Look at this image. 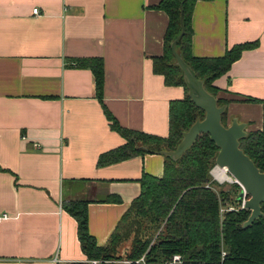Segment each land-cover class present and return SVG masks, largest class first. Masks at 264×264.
<instances>
[{
	"label": "crops",
	"instance_id": "obj_1",
	"mask_svg": "<svg viewBox=\"0 0 264 264\" xmlns=\"http://www.w3.org/2000/svg\"><path fill=\"white\" fill-rule=\"evenodd\" d=\"M159 1L0 0V211L11 215L0 222V264L88 261L63 202L89 200V230L103 244L142 174L163 173L162 152L97 162L125 141L103 103L125 126L167 135L170 100L186 93L153 69L169 20ZM192 26L195 55L257 41L213 84L228 99V122L261 128L264 0H196ZM89 56L103 58L102 100L93 70L78 61Z\"/></svg>",
	"mask_w": 264,
	"mask_h": 264
},
{
	"label": "trees",
	"instance_id": "obj_2",
	"mask_svg": "<svg viewBox=\"0 0 264 264\" xmlns=\"http://www.w3.org/2000/svg\"><path fill=\"white\" fill-rule=\"evenodd\" d=\"M196 0H160L156 7L168 13L164 33V49L153 56V69L164 75L168 84H183V97L170 100L169 132L159 135L121 124L103 103L111 126L124 137V143L99 154V164L117 161L134 154L162 152L173 149L183 131L205 114L188 94L183 70L176 61L171 41L184 32L176 42L177 51L203 78L205 87L216 94L213 79L229 69L244 48L257 41H243L228 47L221 55H195L192 52V13ZM182 18V19H181ZM79 62L89 66L96 80L97 94L102 100L104 63L101 56L81 57ZM255 99V97L251 98ZM228 99L218 97V103ZM227 124V108L222 113ZM244 150L264 170V124L248 130L240 138ZM218 145L208 132H201L178 157L164 153L161 175L144 172L141 190L123 212L108 240L100 244L89 230L88 199L77 198L63 202L64 208L77 220V234L82 250L89 259L98 258L103 264H164L174 253L181 259L177 264H264V201L263 213L244 226L250 209L241 206L237 194L220 185L210 169L215 164ZM240 190L237 181L232 182ZM118 199L119 196L111 195ZM225 208H222V206ZM233 205V207H229ZM114 260V261H112ZM70 261L57 264H77Z\"/></svg>",
	"mask_w": 264,
	"mask_h": 264
},
{
	"label": "water",
	"instance_id": "obj_3",
	"mask_svg": "<svg viewBox=\"0 0 264 264\" xmlns=\"http://www.w3.org/2000/svg\"><path fill=\"white\" fill-rule=\"evenodd\" d=\"M183 32L184 26L182 25L180 33L171 41V47L177 63L183 70L188 94L198 106L204 109L205 114L202 118H196L183 131L182 138L175 148L163 149L162 152L176 158L195 141L199 133L208 132L219 147L215 163L226 165L234 175L235 181L241 185L237 198L242 199L245 192L248 194L244 201V206L250 209L248 217L243 222L246 226L263 213L261 203L264 201V170L260 169L240 144V138L248 132L247 122L233 116L230 122L223 123L222 113L226 109V103H218L216 94L205 87L203 78L197 76L195 70L177 51L176 42ZM80 264L103 263L88 260ZM120 264H126V261L123 260Z\"/></svg>",
	"mask_w": 264,
	"mask_h": 264
},
{
	"label": "built area",
	"instance_id": "obj_4",
	"mask_svg": "<svg viewBox=\"0 0 264 264\" xmlns=\"http://www.w3.org/2000/svg\"><path fill=\"white\" fill-rule=\"evenodd\" d=\"M33 11L34 12H39V7L38 6L33 7ZM217 170L218 169L216 168L215 171H214L215 177L217 179H219L220 181L221 180H225V177L222 174H220ZM246 197H248V194H246V192H245L243 198L241 199V206H244V201H245ZM229 207H233V205H230ZM10 216L11 215H10V213L8 211H0V222H1L2 219L8 218ZM180 259H181V255L179 253H174L164 264H177L180 261ZM89 260L90 261H94V262L101 261L98 258H91ZM124 260L127 261V259H124ZM137 260H140V261L143 262V264H145L143 256L141 258L137 259Z\"/></svg>",
	"mask_w": 264,
	"mask_h": 264
},
{
	"label": "rangeland",
	"instance_id": "obj_5",
	"mask_svg": "<svg viewBox=\"0 0 264 264\" xmlns=\"http://www.w3.org/2000/svg\"><path fill=\"white\" fill-rule=\"evenodd\" d=\"M198 77H199V76H198ZM216 165H217V164L215 163V164L211 167V169H210V171H211L213 177L215 178L216 181L219 182L220 185H223L225 188H230V193H231V195H232V196H235V194L238 193L239 189H237L235 186H232V182L235 181V177H234V175H233V174L227 169L226 174H227L228 176H231V179H227V178H225V180H221V181H220V180L217 179V178L215 177V175H214V171H215V169H216ZM222 208H225V206L223 205ZM112 261H114V260H112ZM117 264H119V263H117Z\"/></svg>",
	"mask_w": 264,
	"mask_h": 264
},
{
	"label": "bare ground",
	"instance_id": "obj_6",
	"mask_svg": "<svg viewBox=\"0 0 264 264\" xmlns=\"http://www.w3.org/2000/svg\"><path fill=\"white\" fill-rule=\"evenodd\" d=\"M216 168L218 169L217 171L222 174L225 178L227 179H231V176H228L226 174V171H227V166L226 165H216Z\"/></svg>",
	"mask_w": 264,
	"mask_h": 264
}]
</instances>
